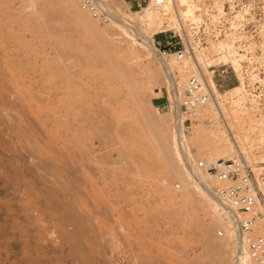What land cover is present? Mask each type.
I'll use <instances>...</instances> for the list:
<instances>
[{"label": "rangeland", "instance_id": "374dc122", "mask_svg": "<svg viewBox=\"0 0 264 264\" xmlns=\"http://www.w3.org/2000/svg\"><path fill=\"white\" fill-rule=\"evenodd\" d=\"M94 1L109 22H97L81 0H0V264H234L238 245L215 251L228 237L220 224L211 230L213 209L198 188L197 206L186 210L188 154L195 162L220 158L208 138L230 139L226 122L241 156L262 172L264 75L253 89L224 78L220 66L237 63L212 48L196 56L197 68L175 71L179 86L200 70L211 77L225 120L210 125L217 119L210 106L201 116L207 123L185 133L190 149L181 148L172 168L176 150L162 149L157 135L174 125L173 90L142 36L159 52L157 42L187 26L175 30L188 4L159 8L146 0L131 9L129 0ZM207 1L189 5L194 12Z\"/></svg>", "mask_w": 264, "mask_h": 264}, {"label": "built area", "instance_id": "2783aa9c", "mask_svg": "<svg viewBox=\"0 0 264 264\" xmlns=\"http://www.w3.org/2000/svg\"><path fill=\"white\" fill-rule=\"evenodd\" d=\"M151 2L159 8L167 5V0H148V4ZM81 6L97 22H109L94 0H81ZM156 45L162 55H173L180 60L212 48L216 54L232 57L237 63V69L232 63L222 64L219 75L234 77L244 88H259L264 75V0H208L195 9L182 33L173 32V36H166ZM210 98L201 77L191 76L180 106L184 133L192 131L199 111L208 105ZM261 165L262 172L257 173L241 156L232 160L198 161L193 166L223 184L216 189V196L227 212L235 216L241 237L248 239L243 249L236 242L234 264H264V235H253L256 229L264 231V162ZM222 213L227 219V213Z\"/></svg>", "mask_w": 264, "mask_h": 264}, {"label": "bare ground", "instance_id": "6f19581e", "mask_svg": "<svg viewBox=\"0 0 264 264\" xmlns=\"http://www.w3.org/2000/svg\"><path fill=\"white\" fill-rule=\"evenodd\" d=\"M117 1H121V0H117ZM190 1L189 0H179V3L180 4L182 3L181 6H183V5L186 6L187 4L188 5L186 6L187 7L186 11H184V12L183 11L182 12L179 11L180 12L179 13L180 18L178 19L179 25H178V28H176L175 30H179V27H180V29H183V27L185 25V22L187 20H189L194 15V12L191 9V5L192 4L189 5V3H191ZM168 3H169V0H167V5H168ZM149 5H150V7H154L153 2H151ZM147 15L149 16L150 14L147 13ZM133 31H134V29H133ZM161 32H163V31H161ZM142 38H143V41H144L145 45L148 47V49L152 50L153 53L155 54V56L158 57L157 59H159L160 64H161L163 70L165 71L167 80H168V82H169V84H170V86L172 87V90H173V97H174V105H173L174 106V108H173L174 120L173 121H174V125L172 127H170L169 129H167V127L164 128L163 129L164 131L163 130H159V132H158L159 134L158 135L155 133V135L158 136L159 140H161L160 143H162L161 144L162 149L165 148V147L167 149L170 146H173L175 148V150L177 151V152L176 151L172 152L170 159L168 158V162H169L170 166L173 168V165L174 164H176V163H177V165L179 164L178 163V158L176 157V155H177V153H180L182 151L181 148L182 149H185L186 148L187 150H189L190 149V146H191L190 145V141L191 140H189L187 137H185L186 136V134H185L186 132L184 133V128L182 126V123L184 121V118L181 117V114H180V96H179L180 95L179 88L182 87V85H184V84L186 85V82L188 81V79H187V76L183 75L185 77L182 76V78H183L181 80L182 83L180 82V86H179V84L176 82L175 71H178L181 74V71L184 68H191V69L192 68L193 69L194 68H197L198 67V64L197 63L198 62H197V57L196 56L197 55L199 56L200 53H197L195 56H192L191 58H188V59L186 58V59H182V60H180L178 57L174 56L175 59L173 61H170L169 59H167L163 55L159 54V52H158L157 48L155 47L152 39H150L146 35H143ZM179 61H181V63H179ZM180 64H182V66ZM204 73H203L202 70H200L199 75L201 76L202 81H203L204 86H205V89L209 93V95H210L211 98H210V101H209L208 105L205 108H203V109H201L199 111V113H198V115H199L198 121H200L201 124L207 123V121L203 120L201 118V116H203L204 112L211 106V108L213 109V113L215 114L214 116L217 117V119H216L213 116L215 120H212L211 122H209V124L212 125L215 122L223 121V120H221V119L218 118L219 115H220V117L222 116L223 117L222 119H224V120H225V117H224L223 113L221 112L220 108L218 109V107H217V109H216L215 106H217V103H215L213 101L214 94H217V92H218V89L216 87V84H215V82L213 81V79L211 77L209 79L205 78L204 77L205 76ZM180 89H182V88H180ZM218 96H220V95H218ZM153 119H157V118L153 117ZM225 125H226V130L228 131V134H229V138L230 139L224 138L225 137L224 134H221L220 135V134H216L215 133V134H210V136L208 135L209 136L208 139L210 140V137H211L212 142H214L212 144V146H213V149H215V151H216L215 153H217V154L220 153L219 155H217L220 158L215 159V160H205V159H202L200 161L211 162V161H216V160L224 159V158H228V157H230L232 159H235L236 156H238V157L241 156V153L243 151V148L241 149V147L238 144L239 143L238 142L239 139H237V137L234 136L231 133V130L228 127V124L226 122H225ZM195 126H196V124L194 123L193 126H192V130H193V127H195ZM202 132H203V127H199V128L197 127V128H195V134H197L198 136H200V135H201V137H202V135L204 136V134ZM192 135H193V131H191L188 134L189 137L192 136ZM203 138L205 140H203V139L202 140L203 141H206L207 136H206V138L205 137H203ZM211 140H210V142H211ZM203 141L200 142L201 145H200V143H197L199 145V148H198L199 150L201 149L200 146H206L205 143H207V141L204 142L205 145L203 144ZM196 142H198V141H195L194 142L195 145H197ZM191 143H193V142H191ZM211 149H212V147H211ZM217 149L219 151H217ZM188 155H189L188 162L190 163V161H191V164L193 163L192 166H194L196 164L195 159L191 156V154H188ZM174 169H175V167H174ZM178 170L180 171V169H178ZM180 172H182V171H180ZM186 172H187L188 175H187V179L185 178V180H184V181H186V186L184 187V197H183V202L185 203V206L187 205L191 209H195V207L197 206V203H198V199H197L198 197L193 194L192 188H198L199 190H201L203 192L204 196H205V200L208 201L209 204H211L212 209H213V211L211 212V214H209L208 212L206 213L207 214L206 217L209 216L208 223L210 224L211 230H214V228L215 227L217 228V226L219 227V224H220V226L226 232V236L225 237H228L225 240V242H223L222 244L220 243L219 246H217L215 248V251L220 254L222 248L223 249H226V247L222 246L223 244H230V245H232L231 243L234 244V241H236L238 243L240 249L241 248L242 249L245 248V246H246L245 245V242H244L245 240L241 237V235L238 232V228H237V223H236L235 216H233L229 212H227V207L224 204H222V202H220V200L216 196L215 191L212 190L211 186L206 184V180H212V181H215V180L213 178L209 177V176H206V175L205 176L204 175L201 176L200 173H199L200 170H195L194 169V170L191 171L190 169H188ZM195 172H198L199 173V175H200L199 179L197 177H195V178H193V176L191 177V175L195 174ZM54 174H55L56 177H59L60 176V172L59 171H55ZM181 175L183 176V174H181ZM61 181H62V179H61ZM63 181H65V180H63ZM205 184H206V186H205ZM193 190H195V189H193ZM187 206H186V210L188 211L189 209L187 208ZM184 209H185V207H184ZM219 209L226 210V213H227V216H228V221L227 222H224L223 219L221 218V214L218 212ZM185 215H187V214L185 213ZM187 216L189 217V215H187ZM189 218H190V221H192L191 220V216ZM194 218L196 219V217H194ZM198 219H196V220H198ZM185 221H186V219H185ZM190 221H188V222H190ZM190 226H191V222H190ZM208 233L209 232L207 230H205V228H204L203 235H204L205 240L206 239L209 240V238H208V235L209 234Z\"/></svg>", "mask_w": 264, "mask_h": 264}, {"label": "crops", "instance_id": "0c3cea01", "mask_svg": "<svg viewBox=\"0 0 264 264\" xmlns=\"http://www.w3.org/2000/svg\"><path fill=\"white\" fill-rule=\"evenodd\" d=\"M143 2H146V0H129V5H130L131 9L139 8V4H142ZM164 98H165L164 96L163 97L162 96L157 97L154 102L158 103L159 106H162V105H164L163 103L165 102Z\"/></svg>", "mask_w": 264, "mask_h": 264}]
</instances>
